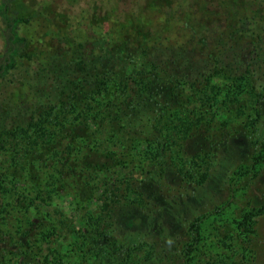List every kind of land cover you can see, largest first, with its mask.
Returning a JSON list of instances; mask_svg holds the SVG:
<instances>
[{
    "label": "trees",
    "instance_id": "trees-1",
    "mask_svg": "<svg viewBox=\"0 0 264 264\" xmlns=\"http://www.w3.org/2000/svg\"><path fill=\"white\" fill-rule=\"evenodd\" d=\"M161 2L0 0V147L33 132L52 191L85 203L50 207L48 227L16 218L0 184L17 230L0 264H264V186L235 192L264 161V0ZM227 210L236 252H201L200 225Z\"/></svg>",
    "mask_w": 264,
    "mask_h": 264
},
{
    "label": "rangeland",
    "instance_id": "rangeland-1",
    "mask_svg": "<svg viewBox=\"0 0 264 264\" xmlns=\"http://www.w3.org/2000/svg\"><path fill=\"white\" fill-rule=\"evenodd\" d=\"M161 1V3H165V0ZM228 106V115L236 121L245 119L250 115V106L246 97L237 101H230ZM40 141L39 137H36V134L33 132L20 130L2 144L0 147V170L4 169L6 176L1 180L0 184L4 186L8 182V191L3 200V205L12 206L14 204L16 218L17 216H24L29 221L35 222L40 214L47 217L46 226L51 227L50 222L53 220V217H50L47 212L50 210V207H53L60 216L61 214H70L74 208L73 203L81 206H84L85 203L78 199L72 201L71 196L59 188L58 194L52 191L50 183L52 176L55 174L53 147L38 148ZM241 151H245L244 146ZM15 161H18L21 166L19 165V167L14 168L13 163ZM244 174L245 172H237L235 174L237 179L241 177L242 179L240 180H245L243 186L238 185L237 189H235L236 195L240 198L244 194L248 195V197H254V195L260 192L261 189L259 187L264 186V161L254 164L250 174L253 178L248 179L249 175L243 177ZM19 195H29L35 199V202L33 204L18 205L14 203V200ZM3 209L2 207V211ZM223 226H230L232 229L239 228L238 223L230 217V210H227L221 216L208 217L202 222L199 228L201 252L207 249L213 254L226 253L227 255H231L233 251L236 252L238 247L237 241H233L231 238L230 234L232 233L221 231L220 228ZM16 232L17 230L13 222L9 220V222L4 224L3 221H0V234L15 237ZM66 236L59 240L57 246H68L70 239H67ZM229 237L231 242L228 243ZM35 261V264L45 263L42 257H36Z\"/></svg>",
    "mask_w": 264,
    "mask_h": 264
}]
</instances>
